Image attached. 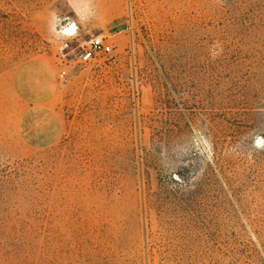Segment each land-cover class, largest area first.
Returning a JSON list of instances; mask_svg holds the SVG:
<instances>
[{"label":"rangeland","instance_id":"rangeland-1","mask_svg":"<svg viewBox=\"0 0 264 264\" xmlns=\"http://www.w3.org/2000/svg\"><path fill=\"white\" fill-rule=\"evenodd\" d=\"M34 59L60 78L45 147ZM258 141L264 0H0V264H264Z\"/></svg>","mask_w":264,"mask_h":264},{"label":"crops","instance_id":"crops-1","mask_svg":"<svg viewBox=\"0 0 264 264\" xmlns=\"http://www.w3.org/2000/svg\"><path fill=\"white\" fill-rule=\"evenodd\" d=\"M17 88L26 110L20 116L22 136L30 146L53 144L62 132V123L52 101L59 89V71L53 62L30 60L16 73Z\"/></svg>","mask_w":264,"mask_h":264},{"label":"built area","instance_id":"built-area-1","mask_svg":"<svg viewBox=\"0 0 264 264\" xmlns=\"http://www.w3.org/2000/svg\"><path fill=\"white\" fill-rule=\"evenodd\" d=\"M111 50V46L103 36H97L91 40V49L84 54V59H88L93 53H106Z\"/></svg>","mask_w":264,"mask_h":264},{"label":"clouds","instance_id":"clouds-1","mask_svg":"<svg viewBox=\"0 0 264 264\" xmlns=\"http://www.w3.org/2000/svg\"><path fill=\"white\" fill-rule=\"evenodd\" d=\"M262 143H264V141H258L257 146H260Z\"/></svg>","mask_w":264,"mask_h":264}]
</instances>
